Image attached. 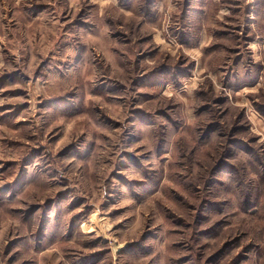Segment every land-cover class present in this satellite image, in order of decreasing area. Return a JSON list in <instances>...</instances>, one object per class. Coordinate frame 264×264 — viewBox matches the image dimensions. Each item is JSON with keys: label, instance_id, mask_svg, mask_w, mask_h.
<instances>
[{"label": "rangeland", "instance_id": "rangeland-1", "mask_svg": "<svg viewBox=\"0 0 264 264\" xmlns=\"http://www.w3.org/2000/svg\"><path fill=\"white\" fill-rule=\"evenodd\" d=\"M137 1L0 0V264H264V24Z\"/></svg>", "mask_w": 264, "mask_h": 264}, {"label": "crops", "instance_id": "crops-1", "mask_svg": "<svg viewBox=\"0 0 264 264\" xmlns=\"http://www.w3.org/2000/svg\"><path fill=\"white\" fill-rule=\"evenodd\" d=\"M186 1V2H185ZM158 0H155L151 13L149 15H144L146 17H151L156 13V3ZM175 7L183 8V11L180 14L181 20V31L182 34L180 37L182 39L181 45L186 48L193 49L197 48L202 40L204 26L209 25L211 23L214 24H237L239 21L240 15L246 14L247 22L249 25L254 24H264V12L263 15H260L262 11L259 10L260 6L264 4V0H172ZM162 4V2L160 3ZM186 4V5H185ZM171 4L167 6L166 16L171 17L177 16L178 13L175 11L178 9L171 8ZM157 11H162L163 6L157 7ZM170 9H172L170 13ZM184 12V14H182ZM170 19V18H169ZM191 23H195V25H190ZM179 27H174L173 29L167 31L168 40L177 39V35L175 31H177ZM172 30H174V34H172ZM178 30L177 32H181ZM221 31L219 28H214L213 33L215 35ZM254 31V29H253ZM0 33H2V28L0 27ZM170 34L172 38L168 36ZM179 35V34H178ZM264 36V34H263ZM264 40V37H263ZM195 42V44H192Z\"/></svg>", "mask_w": 264, "mask_h": 264}, {"label": "trees", "instance_id": "trees-1", "mask_svg": "<svg viewBox=\"0 0 264 264\" xmlns=\"http://www.w3.org/2000/svg\"><path fill=\"white\" fill-rule=\"evenodd\" d=\"M123 1L127 2V3L129 2V0H123ZM154 2H155V0H138L137 6H138L140 12H142L144 15H149L151 13L152 6H153ZM182 14H184V12Z\"/></svg>", "mask_w": 264, "mask_h": 264}]
</instances>
